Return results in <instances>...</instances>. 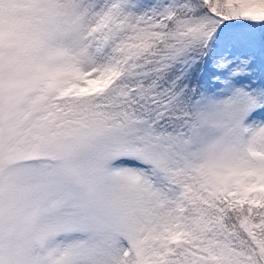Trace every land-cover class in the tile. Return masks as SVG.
I'll use <instances>...</instances> for the list:
<instances>
[{
	"label": "snow or ice",
	"instance_id": "snow-or-ice-1",
	"mask_svg": "<svg viewBox=\"0 0 264 264\" xmlns=\"http://www.w3.org/2000/svg\"><path fill=\"white\" fill-rule=\"evenodd\" d=\"M0 264H264V0H0Z\"/></svg>",
	"mask_w": 264,
	"mask_h": 264
}]
</instances>
